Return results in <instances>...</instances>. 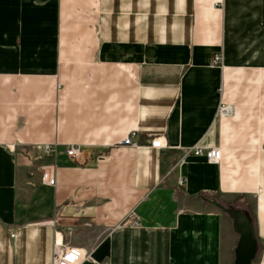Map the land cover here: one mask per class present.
<instances>
[{"label": "crops", "instance_id": "0c3cea01", "mask_svg": "<svg viewBox=\"0 0 264 264\" xmlns=\"http://www.w3.org/2000/svg\"><path fill=\"white\" fill-rule=\"evenodd\" d=\"M260 237L264 0H0V264H254Z\"/></svg>", "mask_w": 264, "mask_h": 264}, {"label": "built area", "instance_id": "2783aa9c", "mask_svg": "<svg viewBox=\"0 0 264 264\" xmlns=\"http://www.w3.org/2000/svg\"><path fill=\"white\" fill-rule=\"evenodd\" d=\"M223 65V54L217 53L214 55L212 60V67H221ZM232 110L229 107L222 106L219 110L218 115H229ZM136 136V133L133 132L129 136H127L122 142L121 145L123 146H132L133 145V138ZM152 148L160 149L163 148L164 142L160 137L154 138L151 143ZM195 156L205 157L211 164H219L221 160V149L219 147L213 148H205L196 146L192 150ZM80 153V148L76 146H69L67 149V154L71 158L78 157ZM56 180L55 177L49 176L48 184L51 186H55ZM183 181H180L182 184ZM137 225V223L135 224ZM93 261L92 256L90 253L86 252L82 248L71 246V245H64L62 241L57 240L55 242L54 248V257H53V264H82L85 261Z\"/></svg>", "mask_w": 264, "mask_h": 264}, {"label": "rangeland", "instance_id": "374dc122", "mask_svg": "<svg viewBox=\"0 0 264 264\" xmlns=\"http://www.w3.org/2000/svg\"><path fill=\"white\" fill-rule=\"evenodd\" d=\"M224 107H229L232 112H234V107L231 105H225ZM230 113V115H234L233 113ZM223 116H219L220 117H224ZM47 151H49V147H47ZM255 157H248V158H241L240 159V163H243L241 166V171H242V177H244L248 183H253V181L256 180V173L254 172V163H255ZM51 186V185H50ZM245 200V198H244ZM248 203L246 201H243L241 203V205H246L247 207L250 205H247ZM252 228H250V226H248V237L250 238V240L252 241V243L254 244L256 241L254 239V235H253V231L251 230ZM261 242V252L257 258V260L255 261L254 264H264V237H260Z\"/></svg>", "mask_w": 264, "mask_h": 264}, {"label": "water", "instance_id": "95a60500", "mask_svg": "<svg viewBox=\"0 0 264 264\" xmlns=\"http://www.w3.org/2000/svg\"><path fill=\"white\" fill-rule=\"evenodd\" d=\"M230 216L233 218V221L235 223V227L237 229V231L242 234V239L244 241H246L250 247L251 250V240L248 237V230L245 229L244 224L242 223V219H241V215L239 212H233V211H229ZM251 263V262H250Z\"/></svg>", "mask_w": 264, "mask_h": 264}, {"label": "trees", "instance_id": "16d2710c", "mask_svg": "<svg viewBox=\"0 0 264 264\" xmlns=\"http://www.w3.org/2000/svg\"><path fill=\"white\" fill-rule=\"evenodd\" d=\"M215 203H217L218 207L220 210H222L229 218L233 219L231 216H230V213L229 211L231 209L227 208V206L225 204H223V202H218L216 201Z\"/></svg>", "mask_w": 264, "mask_h": 264}]
</instances>
